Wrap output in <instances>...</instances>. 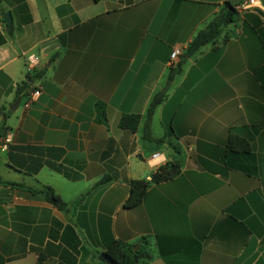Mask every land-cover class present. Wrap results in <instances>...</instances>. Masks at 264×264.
Wrapping results in <instances>:
<instances>
[{
  "label": "crops",
  "instance_id": "0c3cea01",
  "mask_svg": "<svg viewBox=\"0 0 264 264\" xmlns=\"http://www.w3.org/2000/svg\"><path fill=\"white\" fill-rule=\"evenodd\" d=\"M245 1L0 0V141L13 133L0 149V264H110L100 255L116 242L146 264H264V0ZM226 2L236 20L184 57ZM124 114L141 115L136 130ZM169 163L178 173L126 207L131 182ZM12 183L51 186L65 207Z\"/></svg>",
  "mask_w": 264,
  "mask_h": 264
},
{
  "label": "trees",
  "instance_id": "16d2710c",
  "mask_svg": "<svg viewBox=\"0 0 264 264\" xmlns=\"http://www.w3.org/2000/svg\"><path fill=\"white\" fill-rule=\"evenodd\" d=\"M238 16L237 5L233 3L226 2L225 7L222 11L208 23V25L200 30L185 51V56H190L200 49L203 45L210 42H215L221 35L223 27L234 22ZM181 68V61H179L175 66L172 67L169 74L167 86L160 92H158L148 109L147 122L145 125V135L151 138L150 135V120L156 109V107L164 100L166 97V92L169 84L173 80L175 74ZM21 87L18 93L21 92ZM96 109L99 117L107 121L106 103L98 101L96 103ZM141 115L140 114H124L120 118L119 125L123 129L136 130L140 124ZM228 145L231 150L235 151H249L250 146L248 141L240 137L230 135L228 139ZM178 173V166L175 163H169L159 167V169L153 174L150 180L141 179L133 180L131 182V193L126 201V207L131 208L140 204L146 194L147 189L153 184L158 183L167 179L172 178ZM12 185L19 186L21 188L28 189L29 191L40 194L46 199L54 203L60 208L65 207V203L62 201L61 197L55 192L51 186H44L41 189L32 188L23 184L12 183ZM115 264H146L150 258V254L145 252L142 248L134 249L132 246L126 247L122 242H116L114 246L108 252Z\"/></svg>",
  "mask_w": 264,
  "mask_h": 264
},
{
  "label": "built area",
  "instance_id": "2783aa9c",
  "mask_svg": "<svg viewBox=\"0 0 264 264\" xmlns=\"http://www.w3.org/2000/svg\"><path fill=\"white\" fill-rule=\"evenodd\" d=\"M258 0H246L243 5L244 6H250L257 2ZM184 53L183 49L180 47H176L171 52V63L176 64L179 62L180 57ZM38 64V58L35 54H30L27 58V66H28V74L29 76L33 77L38 74V71L36 69V66ZM42 93V87H37L33 91L30 92L29 97L27 101L25 102V107L29 108L33 102H35L38 97ZM13 142V133L12 130L6 131V133L2 136L0 141V149L3 151H6L9 149V146ZM162 153L159 151H156L152 154V158L155 160H159L161 158Z\"/></svg>",
  "mask_w": 264,
  "mask_h": 264
},
{
  "label": "water",
  "instance_id": "95a60500",
  "mask_svg": "<svg viewBox=\"0 0 264 264\" xmlns=\"http://www.w3.org/2000/svg\"><path fill=\"white\" fill-rule=\"evenodd\" d=\"M4 18H5L8 22H10V14H9V12H5V13H4ZM20 102H21V97H18L17 100H15V101L13 102V104H12V106H11V109H12V110H16V109L19 107ZM100 259H101L102 261L108 262V263H110V264H113V263H114V262H113V258H112V256L109 255V254H106V253L101 254V255H100Z\"/></svg>",
  "mask_w": 264,
  "mask_h": 264
}]
</instances>
